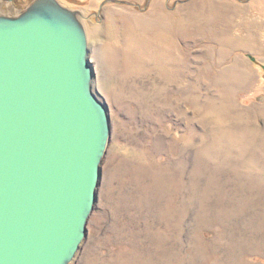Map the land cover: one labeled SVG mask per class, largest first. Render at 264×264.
<instances>
[{"label": "rangeland", "instance_id": "374dc122", "mask_svg": "<svg viewBox=\"0 0 264 264\" xmlns=\"http://www.w3.org/2000/svg\"><path fill=\"white\" fill-rule=\"evenodd\" d=\"M61 1L110 128L69 264H264V0ZM189 3L186 53L172 19Z\"/></svg>", "mask_w": 264, "mask_h": 264}, {"label": "water", "instance_id": "95a60500", "mask_svg": "<svg viewBox=\"0 0 264 264\" xmlns=\"http://www.w3.org/2000/svg\"><path fill=\"white\" fill-rule=\"evenodd\" d=\"M81 16L0 12V264H69L85 236L110 128Z\"/></svg>", "mask_w": 264, "mask_h": 264}, {"label": "crops", "instance_id": "0c3cea01", "mask_svg": "<svg viewBox=\"0 0 264 264\" xmlns=\"http://www.w3.org/2000/svg\"><path fill=\"white\" fill-rule=\"evenodd\" d=\"M191 5H192L191 3L188 4V6H187L188 12L183 16L184 18L182 17L181 21H180L179 16L176 17V14H177L176 12H175L174 19H172V25H174V26L180 25L181 26L180 34L182 35L183 40L185 41V44H186V53L191 52V43H194L193 46L197 45L195 43L198 40L197 39L198 37L195 35V32L197 30L196 29V27H197L196 21L197 20H196V18L192 19V17H191V9H190ZM229 8H232V7H229ZM236 10L237 9H235L234 11L236 12ZM202 28H203V26L201 27V25H199L200 31L202 30ZM242 43L243 44H240V41H238L236 39H231V45L232 46H237L238 47L237 49L243 48V47H245V49H247V45L244 42H242ZM214 45H216V43H214L213 46ZM213 46L211 45V47H213ZM196 49H197V47H196ZM220 49H221V46H220ZM192 52H197V50H194Z\"/></svg>", "mask_w": 264, "mask_h": 264}]
</instances>
